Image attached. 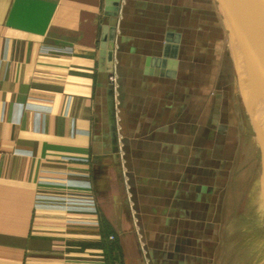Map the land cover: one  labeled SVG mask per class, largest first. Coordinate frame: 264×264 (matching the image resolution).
I'll return each instance as SVG.
<instances>
[{"label": "crops", "instance_id": "crops-1", "mask_svg": "<svg viewBox=\"0 0 264 264\" xmlns=\"http://www.w3.org/2000/svg\"><path fill=\"white\" fill-rule=\"evenodd\" d=\"M212 1L120 0L124 160L111 153L99 72L105 0H0V264H221L238 102L235 81L211 89ZM64 194L91 196L97 211L37 201ZM157 244L171 253L149 256Z\"/></svg>", "mask_w": 264, "mask_h": 264}, {"label": "water", "instance_id": "water-1", "mask_svg": "<svg viewBox=\"0 0 264 264\" xmlns=\"http://www.w3.org/2000/svg\"><path fill=\"white\" fill-rule=\"evenodd\" d=\"M215 1L223 27L227 32L229 54L237 71L236 86H238L239 91L244 97L259 135L264 172V0ZM119 5L120 0H105V22L100 39L99 72L100 78L102 81L104 80L102 84L106 88L107 115L112 141L111 153L115 158L122 156L124 160H128V142L126 139L119 138L116 120V107L122 106V95L125 88L124 80L123 78H117L116 92L113 85L108 82L110 74L115 70L114 40L118 23ZM166 48L167 46L165 47L163 56L156 58L158 65L162 64L165 66L170 63L168 57L171 55L166 52ZM176 59L174 57V64L178 61ZM116 101H118L117 106ZM237 116L241 131H244L240 114L238 113ZM120 143H122V146H120ZM120 150L124 154L126 153V155H121L119 153ZM227 173L228 171H224L225 175ZM128 176H132L131 173ZM183 180L185 181L186 178ZM223 185H225L224 182H222ZM196 188L198 192L210 191L209 188L205 187ZM133 200L135 201V198ZM137 218L140 219L141 217L137 216ZM196 227L200 228L201 224H197ZM141 233L143 234V231ZM183 233L193 235L191 234L192 232L188 231H184ZM168 238L173 239L172 236ZM178 240L181 241L183 238L180 237ZM151 247H147L149 256L154 255L155 252L164 256L167 254V249L171 253L173 244L166 246L164 244H157L155 247L161 248L160 250H155V248ZM158 262V260H153V264H158ZM164 263L169 264L171 261L163 260L162 264Z\"/></svg>", "mask_w": 264, "mask_h": 264}, {"label": "rangeland", "instance_id": "rangeland-1", "mask_svg": "<svg viewBox=\"0 0 264 264\" xmlns=\"http://www.w3.org/2000/svg\"><path fill=\"white\" fill-rule=\"evenodd\" d=\"M213 3V1H212ZM210 44L215 50L214 59L220 54V66L214 72L211 89L237 84V71L229 54L228 37H224L221 16L217 4ZM237 114H240L244 131L237 124L234 136L236 149L229 163L224 205L219 222L221 264H264V172L260 139L243 95L236 86ZM124 93L122 95L123 103ZM233 106V105H232ZM236 114V116H237ZM238 122V116H237ZM233 138V139H234ZM167 233V229H163ZM185 231V230H184ZM169 235V234H168ZM163 237H169L166 234Z\"/></svg>", "mask_w": 264, "mask_h": 264}, {"label": "built area", "instance_id": "built-area-1", "mask_svg": "<svg viewBox=\"0 0 264 264\" xmlns=\"http://www.w3.org/2000/svg\"><path fill=\"white\" fill-rule=\"evenodd\" d=\"M116 80H117V76L115 74H111L109 76V82L110 84L113 85L115 92H116V87H117ZM85 185L89 186L88 183ZM37 201H38V204L42 206L51 205V206L65 208L68 210H78V211L82 210V211H92V212L97 211L94 200L91 196L82 197V196H78L75 194H71V195L64 194L62 196L51 197V196L38 195Z\"/></svg>", "mask_w": 264, "mask_h": 264}, {"label": "trees", "instance_id": "trees-1", "mask_svg": "<svg viewBox=\"0 0 264 264\" xmlns=\"http://www.w3.org/2000/svg\"><path fill=\"white\" fill-rule=\"evenodd\" d=\"M213 155L216 156V153H214ZM229 163H230V161H228V163H227L228 167H229ZM216 165H217V162H215V161L210 163V166H212V167H214V166H216ZM226 170H227V169H226ZM213 171H214V170H212L211 173H213ZM226 172H227V171H226Z\"/></svg>", "mask_w": 264, "mask_h": 264}]
</instances>
